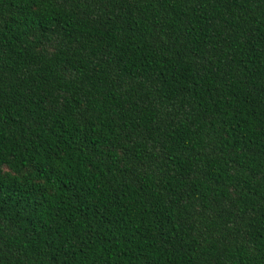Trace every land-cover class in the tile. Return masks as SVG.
I'll list each match as a JSON object with an SVG mask.
<instances>
[{"label": "trees", "instance_id": "obj_1", "mask_svg": "<svg viewBox=\"0 0 264 264\" xmlns=\"http://www.w3.org/2000/svg\"><path fill=\"white\" fill-rule=\"evenodd\" d=\"M0 264H264V0H0Z\"/></svg>", "mask_w": 264, "mask_h": 264}]
</instances>
